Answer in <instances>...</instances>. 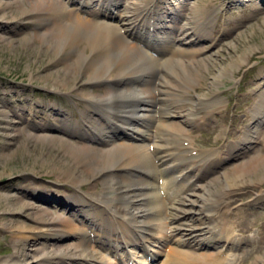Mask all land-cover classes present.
I'll return each mask as SVG.
<instances>
[{"label": "bare ground", "instance_id": "obj_1", "mask_svg": "<svg viewBox=\"0 0 264 264\" xmlns=\"http://www.w3.org/2000/svg\"><path fill=\"white\" fill-rule=\"evenodd\" d=\"M32 1L34 4L31 5L28 16L31 13L30 18H36L41 24L47 25L37 37L60 55V58L64 51H70L63 68V76L58 75L54 80V90L61 94L62 90L57 88L72 89V86H66L72 82L77 86L73 96L76 95L88 104L83 112V125L79 126L76 122L66 119L62 124V132L91 138L97 135L106 139V142L98 146H74V142L65 141L44 129L32 132L38 134L30 133V137L36 140L71 145L67 149L63 147V150L72 158L74 168H68L66 171L62 169L60 175L63 173L65 179H76L73 182L77 188H80V183L86 181L95 186L98 181L105 185L104 190L99 193H78L80 202L73 204L82 209H77L76 215L87 220L88 212L93 214L99 224L105 225L106 231L110 232L109 238L115 246L119 244L120 239L125 241L126 237H131L135 232H148L151 237L156 238L153 241L163 245L155 251L160 252L164 247L163 243L167 246L160 264H226L228 261L226 262L223 256L227 254L226 250H231L234 243L238 242V238L234 236L232 226L226 221L228 212L225 211V206L230 192L224 189L229 187L230 183L232 187L244 184L246 176L244 171L238 174L223 172L205 184L196 183L198 171L211 167L218 155L215 156V150L213 152L195 148L186 129L203 123V120L219 112L222 102L215 91L212 95L188 93L194 84H198L196 74L191 73L193 65L190 64L195 60L194 54H199L203 48L176 46L172 54L157 59L138 43H131L130 32L140 19L141 10L149 3H154L151 0L125 1L121 10L117 11L120 14L116 21L97 18L100 12L108 15V8H105L103 2L110 3L112 0H98L102 2L99 10L92 8L95 5L93 0H82L90 7L83 4L74 8L64 6L61 0ZM18 2L13 1L12 4ZM157 3L160 4L155 2L154 6L157 7ZM80 8H86L85 14L81 13ZM211 14L213 11L208 10L205 19ZM49 20H52L51 24ZM184 22L178 24V30L175 32L168 34L169 31L163 30L158 33H167L163 35L185 40L183 36L192 22L203 29L200 18H191ZM72 78L74 82L71 81ZM129 78L140 82L135 81L131 86L124 85ZM110 82L119 84L111 86L103 93L92 94L85 91L90 86L111 84ZM254 85V91L260 92V101L255 109L251 110L254 111L251 117L255 120L246 132L245 137L248 140L258 138V132L261 130L258 126L259 117H264V79L254 82ZM68 93L64 94L71 97ZM92 112L96 115L94 120L89 116ZM1 114L7 119L5 123L13 132L16 125L12 117L5 112ZM41 115V121H46L52 126L47 119L48 113L41 112ZM57 115L59 116L58 113ZM129 117L139 122L140 127L128 126L126 119ZM58 118L61 123L64 122ZM117 122L121 125H116V129L119 127L128 130L135 137L152 138L153 150H148L149 144H141L135 139L133 142L111 140L107 135L110 130L107 129H110L109 123L115 125ZM104 123L108 126L105 127ZM147 128H151L150 133L146 132ZM19 130L20 128H17L14 135L12 134L13 138L19 134ZM259 161L258 158H252L241 168H254ZM191 171H194L193 174L197 173L192 176L189 174L187 180L179 183L177 187L173 185L179 177ZM141 174L147 175V178ZM219 186H222L221 190L217 191ZM197 189L202 191L197 192ZM59 198L41 197L44 200L53 199L57 203L60 202ZM259 199H254V203ZM33 202L35 201H23L22 209L29 207L33 210L37 203ZM43 213L37 217V223L40 224L38 227H13L12 223L8 225L9 229L16 227L15 244H22L24 248L38 245L32 242V238L39 240L40 235L45 237V240L36 246L35 252H21V257L32 254L33 264L37 263L38 259L37 264H113L109 262L110 258L107 259L86 237L83 226H78L71 219L64 221L59 217H48L46 210ZM84 219L82 222L86 223ZM162 219L163 222H160ZM35 231L37 234H32ZM69 231L75 236L73 241H60V237ZM100 235L101 232L97 236ZM208 238V243L219 241L216 252L194 251V246H199L200 242ZM172 241L175 245L170 244ZM183 244L193 250L189 249L187 252L182 248ZM20 260L17 255H13L6 258L3 264H19ZM231 260H234V257Z\"/></svg>", "mask_w": 264, "mask_h": 264}, {"label": "rangeland", "instance_id": "obj_2", "mask_svg": "<svg viewBox=\"0 0 264 264\" xmlns=\"http://www.w3.org/2000/svg\"><path fill=\"white\" fill-rule=\"evenodd\" d=\"M13 1L19 2L12 4ZM227 1L192 0L188 6L190 16H198L203 11H212L215 8L214 13L219 10L217 14H221L220 18L217 17L219 24H222L225 13L226 16H229L225 26L228 25V28L229 25L234 26L225 36H222L221 31L212 30V38H207L203 42L199 41L196 44L198 46L195 45V48L202 47L203 51L197 53V55L194 54L196 56H193L194 58L189 55L196 60L192 61L190 65H193L194 70L191 69V73L196 74L198 84H194L188 93L190 95H212L215 91L218 92V96L222 100L219 112L214 113L209 119H202L203 123L186 129L188 138H190L194 147L206 151L213 148L225 151L226 145L241 140L240 138L244 135L246 126L250 123L249 108H253L255 102L260 101V92L254 91L255 85L253 84L252 89L251 83L252 76L257 74L255 72L257 67L264 64V8H260L256 3L259 0H243L246 1L244 2L246 5L254 4L256 8L253 7L243 12H239L237 8L229 11L225 7ZM93 3L95 5L92 8L99 10L102 2L93 0ZM33 4L32 0H0V264H3L6 258H11L13 255H17L21 259L19 264H33L32 254L29 253V256L21 257V252L23 254L28 253V250L35 252L36 246H39L45 240V237L40 235L39 240L31 239L34 244H38L36 246L31 245L32 243L29 248H24L22 244L16 245L14 238L17 225L28 228L38 227L40 224L37 223V217L44 214V210L47 211L48 217H59L64 221L68 220L64 210H59L56 207L57 205L54 204L48 207L43 205L42 201L47 202L46 199L39 200L41 203L38 201H35L37 203L33 202L36 204V208L34 207L33 210L29 207L22 209L23 201L32 202L33 199L45 196L50 198L51 195L47 194L50 193V190L52 193H64L62 186L71 191H74L73 188L78 189L73 182L76 179H65L63 173L60 175V170L66 171L68 168H74L72 158L63 150V147L67 149L71 145L36 140V138L30 137L32 132L27 121L20 122L19 120V117H24L29 121H38L39 117L32 119L31 113L28 111L47 110L49 105H52L50 102L52 103L53 98L59 107L60 102H66L68 105L73 101L81 104L85 103L76 95L73 96L74 92L77 91V86H74L72 82L66 85L67 87L72 86V89L57 88L62 90L61 94L54 90V80L58 75L63 76V68L66 65V58L70 51L69 49L66 52L64 51L63 56L60 58V55L58 56L55 51L48 48L37 37V34L41 30L44 31L47 25L41 24L36 18H30L31 13L28 16V11ZM78 5L80 6L81 3ZM221 8H223L224 13L221 12ZM49 12L51 13V11ZM106 12L108 13L107 16L115 15L116 18L120 14L119 12L115 14L110 9H107ZM230 17H235L241 22L238 25L231 24L230 21L233 20ZM51 22L52 20H49V24ZM183 23L185 22L183 21ZM71 81L74 82L73 78ZM114 85L111 83L90 86L85 91L92 94L103 93L104 90ZM57 87H60V85H57ZM73 88H75V91H73ZM66 92H69L68 94L71 95L72 100L69 99V96L67 98V95L64 94ZM41 100L43 103H39L40 106L36 107L34 102ZM16 108H22L24 111L27 108L28 111L24 115L21 114V111H16L19 115L17 117L14 114ZM174 110H182V108H174ZM1 112H5V114L12 117L13 123L16 125L13 132L6 125V118ZM38 123H42V121L40 120ZM17 128H20L19 134L13 138L12 134L14 135ZM55 136L70 143L74 142L72 143L74 146L82 145L77 138ZM145 143H152V139L149 138ZM243 147L244 149H241L242 152L239 153L238 157L221 163L225 158L223 157L220 160L221 164L211 173L210 177L204 176L198 181L199 184H205L211 178L220 176L223 172L233 174H238L241 171L245 172L246 182L244 184L232 187L230 186L232 183L229 185L227 183L229 187L225 188L224 191L230 193L226 199L225 211H231L233 207L249 201L256 193L259 195L254 199L259 197L264 200V194H262V192L264 193V125L258 132L255 143ZM252 158L260 160L258 165H254V168H241L245 162ZM194 174H191V176ZM221 187L219 186L217 191L221 190ZM104 188L105 185L100 181L96 183V186L89 181L80 183L81 192L86 191L85 193L90 191H93V194L99 193ZM201 191L197 189V192ZM34 194L36 195L34 196ZM59 199L60 202L58 203L63 202L62 197ZM77 204L79 202H76ZM237 212L243 214L246 210L238 206ZM242 217H233L236 221L233 220L236 231L241 234L254 231L255 236H258V231L261 232L262 229L264 232V208L251 210ZM162 218H164V215ZM163 220L160 222H163ZM228 220L231 221V217ZM10 223L13 227H16L9 229L8 225ZM32 234H37V231L32 232ZM73 235V232L69 231L60 237V241H73V237L75 238ZM234 236L238 238V236ZM254 245H259L255 252H251L246 256H243L245 255L244 250L238 254L235 253L236 258L234 260H230L231 258L224 254L223 259L226 258L225 261H228L226 264H233V262L234 264H255L256 262L264 264V238L248 248ZM182 248L189 252L187 249L190 248L184 246ZM203 250H197V253H201L200 251L206 253ZM214 252L216 251L212 253Z\"/></svg>", "mask_w": 264, "mask_h": 264}]
</instances>
